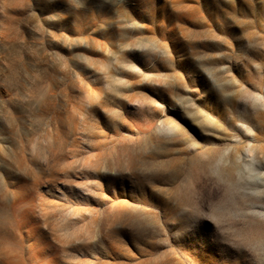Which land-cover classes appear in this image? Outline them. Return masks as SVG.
Instances as JSON below:
<instances>
[{
  "label": "rangeland",
  "instance_id": "1",
  "mask_svg": "<svg viewBox=\"0 0 264 264\" xmlns=\"http://www.w3.org/2000/svg\"><path fill=\"white\" fill-rule=\"evenodd\" d=\"M0 264H264V0H0Z\"/></svg>",
  "mask_w": 264,
  "mask_h": 264
}]
</instances>
